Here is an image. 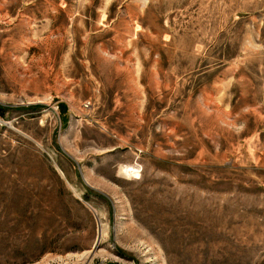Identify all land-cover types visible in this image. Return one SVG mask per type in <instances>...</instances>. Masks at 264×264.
<instances>
[{
    "label": "rangeland",
    "instance_id": "1",
    "mask_svg": "<svg viewBox=\"0 0 264 264\" xmlns=\"http://www.w3.org/2000/svg\"><path fill=\"white\" fill-rule=\"evenodd\" d=\"M264 264V0H0V264Z\"/></svg>",
    "mask_w": 264,
    "mask_h": 264
},
{
    "label": "trees",
    "instance_id": "2",
    "mask_svg": "<svg viewBox=\"0 0 264 264\" xmlns=\"http://www.w3.org/2000/svg\"><path fill=\"white\" fill-rule=\"evenodd\" d=\"M107 264H111V263H107Z\"/></svg>",
    "mask_w": 264,
    "mask_h": 264
}]
</instances>
